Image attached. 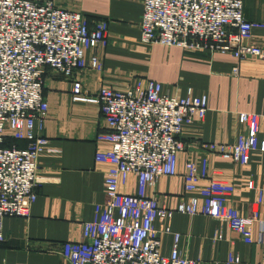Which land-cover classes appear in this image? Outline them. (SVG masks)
<instances>
[{"label":"built area","instance_id":"obj_1","mask_svg":"<svg viewBox=\"0 0 264 264\" xmlns=\"http://www.w3.org/2000/svg\"><path fill=\"white\" fill-rule=\"evenodd\" d=\"M141 41L177 45L190 51L232 53L237 58L264 57L263 43H255L253 30L264 22L245 16V0H143ZM109 22L91 25L77 10L62 8L54 0H0V241L5 240L6 216L29 217L38 198L39 156L49 140L36 133L49 112L45 95L48 70L72 80V100L98 104L108 130L98 135L107 150L98 149L96 160L109 164L105 175L103 211L83 223L82 239L63 244L61 255L70 264H199L180 251L182 235L173 233L169 255L161 249L155 228L158 217L175 212L203 214L227 222L245 238L257 225V242L264 247V217L243 215L227 203L235 186L202 171L189 162L183 173L184 189L192 196L176 209L162 206L147 189L160 176L179 174L178 155L184 149L185 126L202 120L208 95L189 89L186 96L169 93L159 81L137 78L126 89L103 85L89 95L77 72H102ZM89 52H91L89 54ZM238 72V68L234 69ZM264 115L241 112L245 132L223 155L248 165L254 153L264 154ZM7 138L27 141L24 148L6 146ZM131 175L138 178L136 194L121 191ZM255 189L254 181L248 182ZM257 203L264 205V188L257 189ZM230 255L226 264L239 263Z\"/></svg>","mask_w":264,"mask_h":264},{"label":"crops","instance_id":"obj_2","mask_svg":"<svg viewBox=\"0 0 264 264\" xmlns=\"http://www.w3.org/2000/svg\"><path fill=\"white\" fill-rule=\"evenodd\" d=\"M54 1L62 8L80 11L91 25L109 22L107 46L93 51L103 58V71L85 69L76 74L89 95H95L103 85L126 89L137 78L159 81L169 93L180 97L189 89L208 95L206 116L186 125L181 136L184 149L178 155L179 174L160 176L147 194L167 208L176 209L188 201L192 194L185 192L183 173L192 161L199 172L206 165L209 174L234 184V193L227 196L229 205L245 216L264 217V205L257 203V189L264 188V154L254 153L248 165H240L222 151L246 131L239 113L264 115V57L239 59L232 53L144 44L140 25L143 0ZM245 16L264 22V0H245ZM253 36L255 43H263L264 28H254ZM44 90L49 112L36 133L49 140V147L39 156L38 198L29 217H5L0 264H70L61 255L63 244L81 240L83 223L104 209L109 164L97 161L96 153L107 150L110 143L98 140L99 133L108 130L100 106L73 101L72 80L54 71L48 70ZM19 144L24 148L27 141ZM249 181H254L255 189L248 187ZM138 188L137 176L131 175L120 189L136 194ZM167 227L182 235L181 253L198 259L199 264H226L230 255L240 258L234 264H264L256 224L252 236L245 238L227 222L203 214L175 212L171 218L158 217L155 228L164 255L174 246L173 233L164 232Z\"/></svg>","mask_w":264,"mask_h":264},{"label":"trees","instance_id":"obj_3","mask_svg":"<svg viewBox=\"0 0 264 264\" xmlns=\"http://www.w3.org/2000/svg\"><path fill=\"white\" fill-rule=\"evenodd\" d=\"M20 141H24V140H19V139H14V138H7L6 142L4 143V145L6 146H17L20 147Z\"/></svg>","mask_w":264,"mask_h":264}]
</instances>
